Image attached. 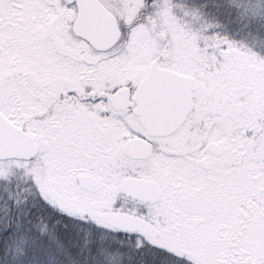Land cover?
<instances>
[{
	"label": "snow or ice",
	"instance_id": "6c2138e0",
	"mask_svg": "<svg viewBox=\"0 0 264 264\" xmlns=\"http://www.w3.org/2000/svg\"><path fill=\"white\" fill-rule=\"evenodd\" d=\"M0 264H264V0H0Z\"/></svg>",
	"mask_w": 264,
	"mask_h": 264
}]
</instances>
